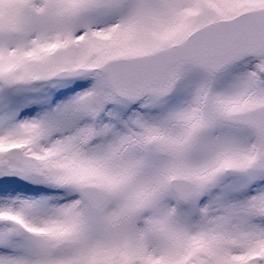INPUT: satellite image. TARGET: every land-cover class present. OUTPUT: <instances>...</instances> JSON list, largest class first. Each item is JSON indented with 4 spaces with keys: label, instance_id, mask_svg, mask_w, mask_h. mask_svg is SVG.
Returning a JSON list of instances; mask_svg holds the SVG:
<instances>
[{
    "label": "snow or ice",
    "instance_id": "1",
    "mask_svg": "<svg viewBox=\"0 0 264 264\" xmlns=\"http://www.w3.org/2000/svg\"><path fill=\"white\" fill-rule=\"evenodd\" d=\"M0 264H264V0H0Z\"/></svg>",
    "mask_w": 264,
    "mask_h": 264
}]
</instances>
